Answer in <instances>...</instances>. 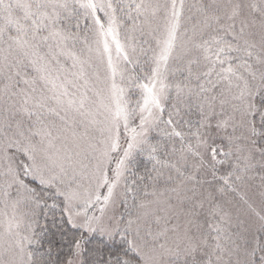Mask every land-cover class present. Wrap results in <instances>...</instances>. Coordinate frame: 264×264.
I'll use <instances>...</instances> for the list:
<instances>
[{"label": "snow or ice", "instance_id": "6c2138e0", "mask_svg": "<svg viewBox=\"0 0 264 264\" xmlns=\"http://www.w3.org/2000/svg\"><path fill=\"white\" fill-rule=\"evenodd\" d=\"M0 264H264V0H0Z\"/></svg>", "mask_w": 264, "mask_h": 264}]
</instances>
